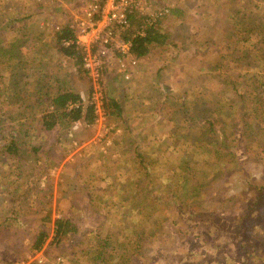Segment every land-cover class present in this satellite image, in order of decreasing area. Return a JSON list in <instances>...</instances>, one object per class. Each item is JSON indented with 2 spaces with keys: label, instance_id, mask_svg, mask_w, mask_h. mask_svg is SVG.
I'll use <instances>...</instances> for the list:
<instances>
[{
  "label": "rangeland",
  "instance_id": "obj_1",
  "mask_svg": "<svg viewBox=\"0 0 264 264\" xmlns=\"http://www.w3.org/2000/svg\"><path fill=\"white\" fill-rule=\"evenodd\" d=\"M91 1L0 0V264H264V0H138L163 44L44 130L52 95H91L53 46Z\"/></svg>",
  "mask_w": 264,
  "mask_h": 264
},
{
  "label": "built area",
  "instance_id": "obj_2",
  "mask_svg": "<svg viewBox=\"0 0 264 264\" xmlns=\"http://www.w3.org/2000/svg\"><path fill=\"white\" fill-rule=\"evenodd\" d=\"M137 8L138 0H105L102 3L92 0L83 13L84 19L68 25L72 37L63 43H73L81 49V66L92 85L88 100L93 105L94 113L104 115L103 69L113 70L122 80H128L134 73L138 58L131 54L130 42L114 34L113 28L127 26V14L136 12ZM164 11L159 8L154 17L162 15ZM145 19L149 20L148 24L154 21L151 16Z\"/></svg>",
  "mask_w": 264,
  "mask_h": 264
},
{
  "label": "trees",
  "instance_id": "obj_3",
  "mask_svg": "<svg viewBox=\"0 0 264 264\" xmlns=\"http://www.w3.org/2000/svg\"><path fill=\"white\" fill-rule=\"evenodd\" d=\"M127 17L128 25L123 28L115 26L117 29L114 27L113 32L116 35L119 34V37L130 42V52L134 57L138 58L143 56L153 45L163 44L166 38L165 35L156 30V28L153 27V24H148L146 23V20H142L146 17H143L136 12L127 14ZM53 36V46L56 48L55 50L60 55L70 59L71 63L79 68L81 66V49L73 43H63L72 37V32L68 25L60 26L59 29L54 32ZM72 103L74 105L69 106ZM102 103L104 105V99ZM109 104H111L113 109H117V105L113 101L110 100ZM50 105L52 108L44 112L40 117V122L44 130L51 129L57 121L69 123L70 121L74 122L81 120L86 125H89L95 117L92 107L93 105L89 103V100L82 101L77 92H73L69 89L58 91L52 95ZM6 146L11 147L15 152L23 150L21 146H15L14 142H9ZM29 148H31L33 153H37L39 147L31 145ZM46 220H48V218H46ZM74 229V225L71 224L67 218H64L63 216L55 218L53 220L51 242L64 237L69 232H73ZM45 236L46 232L44 230L39 231L38 234L34 236L31 249L41 248Z\"/></svg>",
  "mask_w": 264,
  "mask_h": 264
},
{
  "label": "crops",
  "instance_id": "obj_4",
  "mask_svg": "<svg viewBox=\"0 0 264 264\" xmlns=\"http://www.w3.org/2000/svg\"><path fill=\"white\" fill-rule=\"evenodd\" d=\"M140 60V59H139ZM139 60H138V62H139ZM135 71V70H134ZM134 76V75H133Z\"/></svg>",
  "mask_w": 264,
  "mask_h": 264
}]
</instances>
